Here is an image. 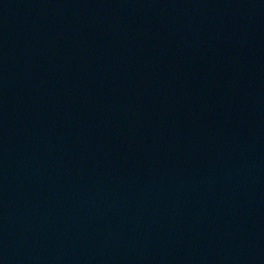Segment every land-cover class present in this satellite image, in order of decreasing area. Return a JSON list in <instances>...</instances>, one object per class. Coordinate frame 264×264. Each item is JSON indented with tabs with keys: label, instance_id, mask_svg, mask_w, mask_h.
I'll list each match as a JSON object with an SVG mask.
<instances>
[{
	"label": "water",
	"instance_id": "water-1",
	"mask_svg": "<svg viewBox=\"0 0 264 264\" xmlns=\"http://www.w3.org/2000/svg\"><path fill=\"white\" fill-rule=\"evenodd\" d=\"M0 264H264V0H0Z\"/></svg>",
	"mask_w": 264,
	"mask_h": 264
}]
</instances>
